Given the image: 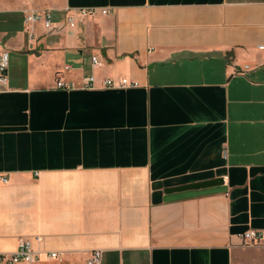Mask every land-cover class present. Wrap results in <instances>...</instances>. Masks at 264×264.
I'll list each match as a JSON object with an SVG mask.
<instances>
[{
    "label": "crops",
    "instance_id": "crops-1",
    "mask_svg": "<svg viewBox=\"0 0 264 264\" xmlns=\"http://www.w3.org/2000/svg\"><path fill=\"white\" fill-rule=\"evenodd\" d=\"M77 8L110 13L70 28ZM46 10L53 30L25 22ZM260 46L264 0H0V254L41 236L36 264H264L241 238L264 231ZM122 78L138 86H102Z\"/></svg>",
    "mask_w": 264,
    "mask_h": 264
},
{
    "label": "built area",
    "instance_id": "built-area-1",
    "mask_svg": "<svg viewBox=\"0 0 264 264\" xmlns=\"http://www.w3.org/2000/svg\"><path fill=\"white\" fill-rule=\"evenodd\" d=\"M110 11L108 9H97V8H77L68 9L66 13V21L70 28L78 26L79 22L90 18H97L99 16L108 15ZM54 16L50 10L46 11H35L26 15L25 22L28 24H42L44 29L51 31L55 27ZM33 36V35H32ZM260 50H264V46L259 47ZM93 66L99 65L98 57H92ZM9 66V53L3 51L0 54V86L7 85V69ZM250 69L249 65H246L242 70ZM242 71V72H243ZM103 88H134L138 86V83L131 81L127 78L119 80L104 79L102 82ZM96 78L94 76L86 77L83 79L81 85L75 83H67L62 79L57 81V88L70 90L74 88L82 89H95ZM0 182L7 184L9 182L8 177L5 174L0 173ZM243 245L246 247H257L264 245V231L248 230L241 235ZM42 242L41 236H34L32 238H21L18 243V249L16 252L7 255L0 254V263L4 264H36L39 259L41 252L35 249V245ZM51 259H59L60 255L56 252L48 254ZM103 252L102 250H95L92 252L87 264H101Z\"/></svg>",
    "mask_w": 264,
    "mask_h": 264
},
{
    "label": "water",
    "instance_id": "water-1",
    "mask_svg": "<svg viewBox=\"0 0 264 264\" xmlns=\"http://www.w3.org/2000/svg\"><path fill=\"white\" fill-rule=\"evenodd\" d=\"M228 188L224 184V178H216L199 183L169 188L165 190V201L172 202L205 195L226 193Z\"/></svg>",
    "mask_w": 264,
    "mask_h": 264
}]
</instances>
